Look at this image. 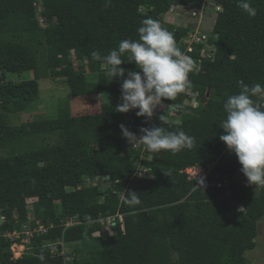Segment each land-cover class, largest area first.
<instances>
[{"label":"trees","instance_id":"trees-1","mask_svg":"<svg viewBox=\"0 0 264 264\" xmlns=\"http://www.w3.org/2000/svg\"><path fill=\"white\" fill-rule=\"evenodd\" d=\"M205 1L0 0V264H42L40 254L43 264H250L246 254L256 246L264 187L241 181L242 165L219 137L223 104L242 90L239 82L264 85V0H251L254 18L236 0H212L221 11L211 34L188 51L190 29L163 16L172 6L184 13ZM149 17L195 64L191 89L163 100L178 115L175 122L152 123L137 110L117 112V100L98 98L111 93L118 99L122 80H111L108 67L90 53L107 55L121 40H138ZM203 49L210 54L203 56ZM122 59L120 67L140 71L127 54ZM23 72L33 77L11 79ZM49 78L62 79L69 95L40 111L39 80ZM78 96L99 99V112L73 114L69 97ZM26 112L33 117L11 120ZM121 124L138 137L142 127L183 130L194 147L159 154L142 143L131 147ZM195 164H213L203 185L180 172ZM97 176L110 179L93 184ZM217 181L221 185H211ZM128 192L142 204L125 205L121 196ZM30 197L36 199L29 208ZM108 216L112 224L101 219ZM25 225L31 235L14 258L10 246L25 235L5 233Z\"/></svg>","mask_w":264,"mask_h":264},{"label":"clouds","instance_id":"clouds-1","mask_svg":"<svg viewBox=\"0 0 264 264\" xmlns=\"http://www.w3.org/2000/svg\"><path fill=\"white\" fill-rule=\"evenodd\" d=\"M236 2L237 7L249 17L257 16V8L252 5L251 0H236ZM214 6L220 7L216 4ZM169 12L170 9L167 14ZM137 31L138 40L124 39L120 41L118 50L113 49L103 56L99 51L93 50L90 55L93 60L100 61L108 67L111 80H122L121 103L116 106V111L127 113L137 110L136 116L144 117L147 121L153 117L163 100L173 101L178 95L187 93L191 89L189 73L195 69V64L190 57L182 53L173 34L165 29L160 21L150 17L143 19ZM125 54L128 56V62L134 63L140 71H128L120 67L125 62L122 59ZM239 83L242 85V90L238 94L229 96L223 104L226 119L220 125L224 134L220 135L219 139L238 158V162L242 165L240 171L246 177L247 185L264 187V85L255 83L248 86L244 85L243 81ZM159 119L164 121L165 116L161 115ZM119 127L122 137L131 147L142 143L149 152L156 154L162 150H169L172 153L184 149L190 150L195 143L194 138L183 130L165 132L163 127H142L141 135L138 137L124 124ZM191 166L180 169V172L187 175L185 170ZM217 173L219 176L220 173ZM104 179L110 178L101 176L93 184L102 183ZM203 180L195 181L203 185ZM218 182L221 181L212 183L217 185ZM212 183L211 185H214ZM128 193L129 195L121 196L125 205L135 208L142 204L136 192ZM101 219L105 223H113L110 216ZM4 221L5 215L0 214V225ZM38 258L43 264L45 256L40 254Z\"/></svg>","mask_w":264,"mask_h":264},{"label":"rangeland","instance_id":"rangeland-1","mask_svg":"<svg viewBox=\"0 0 264 264\" xmlns=\"http://www.w3.org/2000/svg\"><path fill=\"white\" fill-rule=\"evenodd\" d=\"M175 7L170 8V12L163 16V21L167 23H171L175 26H182L188 27L190 33L185 38L187 41L188 51L191 50V42L193 41H200L203 43L204 38L201 36L209 37L211 34V28L213 26V22L217 12L221 11V7H216L213 5L212 0H206L203 5L198 10H193L190 8H186L184 13H179L175 10ZM197 38L196 40L194 38ZM203 38V39H202ZM211 48V47H210ZM212 49V48H211ZM203 55H209L210 53L206 50H202ZM80 61H75V65H78ZM33 74L31 72H23L20 74H15L11 76L13 81H19L24 79L32 78ZM40 84V94L42 96V103L40 105V111H49V109L53 106L52 104L57 100L60 96H68L69 95V88L65 86V83L60 78H49V79H41L39 80ZM66 87V88H65ZM70 98V106L73 114L81 115V114H90V113H97L100 110V102H116L117 105L121 103L120 97L116 99L111 93L100 94L98 96L99 99H95L90 96H78V97H69ZM136 110H131L129 113H132ZM161 115L165 116L166 122H175L178 118V115L174 112L171 106H168L165 102H162V105L158 106L154 112L153 117L150 119L152 123L162 122L159 117ZM33 115L30 112H26L20 115V117H13L11 120L14 123H20L22 121L31 119ZM238 177H240L241 181H247L246 177L243 173L239 170ZM86 180H90V178L85 177ZM99 177L97 176L94 182L98 181ZM93 182V183H94ZM253 188H257V186H252ZM36 197H30L26 200V203L31 207V202L34 201ZM111 222V220L109 219ZM108 221V222H109ZM76 222V221H75ZM22 231H8L5 233L7 237L12 239L19 238L22 234L25 235L22 238V242L17 243L13 242L10 246L12 250V257L17 258L20 257L26 249V244L28 243V236L31 235V231L27 230L28 226L25 225ZM258 234L255 238L256 246L253 250L247 252V257L250 260V264H264V216L260 219L257 223ZM41 227L35 229V231H40ZM67 249V248H66Z\"/></svg>","mask_w":264,"mask_h":264},{"label":"built area","instance_id":"built-area-1","mask_svg":"<svg viewBox=\"0 0 264 264\" xmlns=\"http://www.w3.org/2000/svg\"><path fill=\"white\" fill-rule=\"evenodd\" d=\"M201 37L205 38V36H201ZM197 38H199V37H196L194 39L196 40ZM198 41H200V39ZM202 55H203V53H202ZM212 168H213V164L207 165V166H202L201 164H195V165H192L191 167L187 168L185 170V172L187 173L188 179L197 180V182H199V180H201V179L203 180L206 176H208V174L210 172L214 171V169H212ZM216 175L218 176V173H216ZM212 184H214V183H212ZM219 184L221 185V182L217 183V185H219Z\"/></svg>","mask_w":264,"mask_h":264},{"label":"water","instance_id":"water-1","mask_svg":"<svg viewBox=\"0 0 264 264\" xmlns=\"http://www.w3.org/2000/svg\"><path fill=\"white\" fill-rule=\"evenodd\" d=\"M209 93V90H208V92H207V94Z\"/></svg>","mask_w":264,"mask_h":264}]
</instances>
